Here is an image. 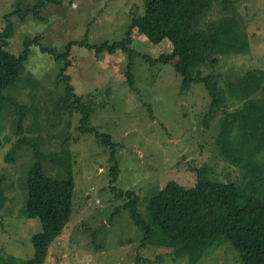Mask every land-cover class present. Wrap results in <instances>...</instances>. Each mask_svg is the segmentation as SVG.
<instances>
[{
	"label": "rangeland",
	"instance_id": "1",
	"mask_svg": "<svg viewBox=\"0 0 264 264\" xmlns=\"http://www.w3.org/2000/svg\"><path fill=\"white\" fill-rule=\"evenodd\" d=\"M233 1L236 30L247 37L250 48L244 53L221 56L217 65L202 68L205 75L217 76L224 91L246 72L264 71V0ZM38 3L39 0H0V33L5 14L19 6L33 7ZM143 8L144 0H63L60 5L43 7L41 18L15 14L11 16L14 36L8 49L18 54L26 38L36 37L41 38L43 47L57 54H64L72 41H121L132 18ZM226 14L231 13L223 11L222 2L212 0L211 10L200 26ZM132 42L134 51L141 55L157 57L172 50L167 40L152 44L136 30ZM68 59L72 60L67 69L70 84L91 110L88 126L111 135L118 144L120 172L112 186L110 149L94 134L78 131V111L73 110L70 115L55 111V100L65 96L61 74L65 61H56L34 47L25 73L4 94L29 108L24 133L40 141L44 154H60L68 136L74 182L71 216L62 234L51 244L45 264H148L145 260L152 264H191L189 257L175 260L174 251L159 236L146 248L140 247L142 232L124 207L129 199L120 192H133L139 198V213L151 221L149 200L171 181L186 188L195 187V170L203 166L214 170L221 181L232 178L245 184L250 175L244 162H233L222 155L217 141L225 112L218 110L206 119L210 97L204 85L194 84L189 93L183 94V78L172 64L151 66L141 57L132 56L135 82L131 88L125 75L129 57L122 52L96 56L94 51L72 47ZM226 103V111L230 112L242 106L243 100L230 94ZM1 118L0 264L10 259H32V237L39 231V220L25 217L33 152L24 148L14 163L6 162V154L18 139L14 108L7 106ZM251 159L264 167V150ZM43 167L48 177L66 179V174L49 161ZM159 255L162 260L157 259ZM198 264H241V260L234 247L221 240L204 253Z\"/></svg>",
	"mask_w": 264,
	"mask_h": 264
},
{
	"label": "trees",
	"instance_id": "2",
	"mask_svg": "<svg viewBox=\"0 0 264 264\" xmlns=\"http://www.w3.org/2000/svg\"><path fill=\"white\" fill-rule=\"evenodd\" d=\"M226 14L210 21L205 27L200 22L211 10L212 0H144L143 11L131 20L125 37L121 41H107L91 44L86 39L69 42L64 54L43 47L40 37L26 38L23 50L15 54L8 47L14 36L11 16L24 18L32 14L41 18L40 12L46 5H60L63 0H39L33 7H18L5 14L4 28L0 33V149L3 127L1 115L7 106H12L17 115V141L5 156L8 163H14L20 150L30 148L33 152L27 176L28 198L25 217L39 221V231L32 237L34 257L18 262L10 259L2 264H45L51 244L64 231L71 216L74 182L68 136L63 141L60 154H44L40 141L26 137L24 122L29 108L4 92L15 86L25 73L32 49L51 55L54 60H64L61 70L65 84V96L59 97L55 111L68 115L73 110L80 113L78 131L92 133L101 144L110 149V182L113 186L119 179L120 166L116 158L118 144L111 135L100 134L95 127H89L90 107L84 104L74 92L67 75L72 60L68 59L72 47L94 51L96 56L104 52H122L129 57L126 70L127 83L134 86L132 56H139L151 66L173 65L176 73L183 78L182 93L187 94L194 84H203L210 97L206 119L218 110L225 116L217 137L222 155L233 162H244L247 174L245 184L217 179L216 172L208 166L196 169L197 184L186 188L174 181L169 182L157 195L149 200L147 221L138 211L139 198L133 192H120L129 201L125 204L133 224L142 232L141 248H146L156 236L178 258L189 257L191 264H198L204 253L221 240L229 242L238 252L241 264H264V167L263 163L252 160L264 150V71L253 69L223 90L217 76L204 74L202 68L219 63V57L247 52L250 48L247 37L236 30L235 2L220 0ZM133 30L152 44L167 40L172 50L157 57L141 55L132 48ZM4 94V95H3ZM243 100L242 106L226 111L227 95ZM236 134L233 135V132ZM67 140V141H66ZM49 161L66 174V179L56 180L46 175L43 163ZM227 176L231 177L230 174ZM2 180L0 178V204L3 202ZM1 207V206H0ZM157 259L162 260L159 255ZM144 261V260H142ZM152 264L151 261L145 260ZM239 263V260H238Z\"/></svg>",
	"mask_w": 264,
	"mask_h": 264
}]
</instances>
